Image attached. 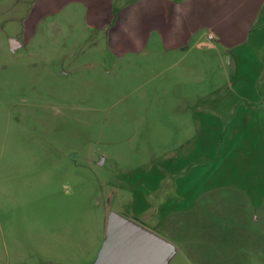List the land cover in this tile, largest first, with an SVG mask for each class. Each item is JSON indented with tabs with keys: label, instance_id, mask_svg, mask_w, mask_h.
<instances>
[{
	"label": "rangeland",
	"instance_id": "1",
	"mask_svg": "<svg viewBox=\"0 0 264 264\" xmlns=\"http://www.w3.org/2000/svg\"><path fill=\"white\" fill-rule=\"evenodd\" d=\"M39 9L0 0V264H97L114 211L175 245L166 264H264V174L227 182L225 120L201 113L227 58L155 37L119 55L83 5Z\"/></svg>",
	"mask_w": 264,
	"mask_h": 264
},
{
	"label": "crops",
	"instance_id": "2",
	"mask_svg": "<svg viewBox=\"0 0 264 264\" xmlns=\"http://www.w3.org/2000/svg\"><path fill=\"white\" fill-rule=\"evenodd\" d=\"M72 2L85 7L87 24L106 32L110 50L119 55L142 51L155 37L167 51L208 49L225 56L228 87H216L201 101L206 102L201 113L225 120L227 161L220 167L227 182L251 180L254 169L264 174V0H37L38 17ZM205 125L201 122L199 128ZM235 151L242 163H235ZM242 167L246 172L233 176ZM250 188L219 184L212 187L211 197L227 205L229 198H238L232 205L245 207L250 215Z\"/></svg>",
	"mask_w": 264,
	"mask_h": 264
},
{
	"label": "water",
	"instance_id": "3",
	"mask_svg": "<svg viewBox=\"0 0 264 264\" xmlns=\"http://www.w3.org/2000/svg\"><path fill=\"white\" fill-rule=\"evenodd\" d=\"M16 45L17 40L11 39L12 51ZM106 227L107 236L97 264H166L175 249L171 241L140 220L115 211L108 215Z\"/></svg>",
	"mask_w": 264,
	"mask_h": 264
}]
</instances>
